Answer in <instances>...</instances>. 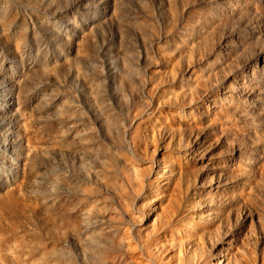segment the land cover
<instances>
[{
    "label": "rangeland",
    "instance_id": "1",
    "mask_svg": "<svg viewBox=\"0 0 264 264\" xmlns=\"http://www.w3.org/2000/svg\"><path fill=\"white\" fill-rule=\"evenodd\" d=\"M0 264H264V0H0Z\"/></svg>",
    "mask_w": 264,
    "mask_h": 264
}]
</instances>
